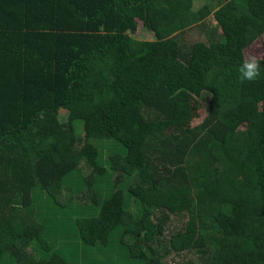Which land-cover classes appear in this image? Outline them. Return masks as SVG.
Segmentation results:
<instances>
[{
	"label": "trees",
	"instance_id": "1",
	"mask_svg": "<svg viewBox=\"0 0 264 264\" xmlns=\"http://www.w3.org/2000/svg\"><path fill=\"white\" fill-rule=\"evenodd\" d=\"M259 38L264 0H0V264H264Z\"/></svg>",
	"mask_w": 264,
	"mask_h": 264
},
{
	"label": "rangeland",
	"instance_id": "2",
	"mask_svg": "<svg viewBox=\"0 0 264 264\" xmlns=\"http://www.w3.org/2000/svg\"><path fill=\"white\" fill-rule=\"evenodd\" d=\"M205 2H214V0H194V7L198 9L201 6H203ZM208 20H209V22H208L209 28L216 27L217 23L213 19V16H209ZM140 28L141 29H139L137 35H135V39H140V40H152L153 39L152 35L149 32L142 30V29H144V27H142V25L140 26ZM195 37L197 40H200V38H201L205 42H209V36L206 34L200 35V34L196 33ZM188 41L193 42L194 40H193V38L191 39L189 37ZM248 52L258 53L262 56L264 53V39L259 38L258 40H256L252 45H250L246 49V53H248ZM175 99L177 100V102L182 101V99H187L191 103V106H192L191 110H192V115H193V125H197V124L201 123L206 118V116H207V105L204 101L198 100L197 98L191 96L187 92L180 91V90L175 93ZM186 109H188V108H186ZM184 112H185L184 108L181 110V106H179V109L177 110L178 115L180 113H184ZM63 117H64V115H63ZM130 202H131V200H129V198L127 196L126 207L128 209H131L132 211H136L135 206L133 205V203H130ZM78 212H79V210H78L77 206H74L73 207V214L76 215Z\"/></svg>",
	"mask_w": 264,
	"mask_h": 264
},
{
	"label": "clouds",
	"instance_id": "3",
	"mask_svg": "<svg viewBox=\"0 0 264 264\" xmlns=\"http://www.w3.org/2000/svg\"><path fill=\"white\" fill-rule=\"evenodd\" d=\"M264 56L248 52L239 65V79L243 82H254L261 76V61Z\"/></svg>",
	"mask_w": 264,
	"mask_h": 264
}]
</instances>
